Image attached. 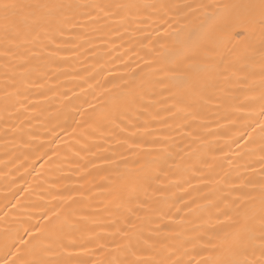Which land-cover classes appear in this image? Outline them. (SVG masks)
Segmentation results:
<instances>
[{
	"label": "bare ground",
	"instance_id": "bare-ground-1",
	"mask_svg": "<svg viewBox=\"0 0 264 264\" xmlns=\"http://www.w3.org/2000/svg\"><path fill=\"white\" fill-rule=\"evenodd\" d=\"M0 264H264V0H0Z\"/></svg>",
	"mask_w": 264,
	"mask_h": 264
},
{
	"label": "snow or ice",
	"instance_id": "snow-or-ice-1",
	"mask_svg": "<svg viewBox=\"0 0 264 264\" xmlns=\"http://www.w3.org/2000/svg\"><path fill=\"white\" fill-rule=\"evenodd\" d=\"M3 7H4L5 9H7V8H9V7H12V5L4 4Z\"/></svg>",
	"mask_w": 264,
	"mask_h": 264
}]
</instances>
